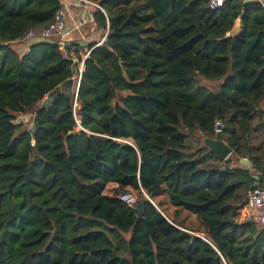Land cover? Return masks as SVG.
Instances as JSON below:
<instances>
[{"label":"trees","instance_id":"obj_1","mask_svg":"<svg viewBox=\"0 0 264 264\" xmlns=\"http://www.w3.org/2000/svg\"><path fill=\"white\" fill-rule=\"evenodd\" d=\"M93 1L106 34L82 58L38 35L61 0H0V264H264V225L240 215L264 168V4ZM216 121L224 160L202 143Z\"/></svg>","mask_w":264,"mask_h":264},{"label":"crops","instance_id":"obj_2","mask_svg":"<svg viewBox=\"0 0 264 264\" xmlns=\"http://www.w3.org/2000/svg\"><path fill=\"white\" fill-rule=\"evenodd\" d=\"M261 2L264 4V0H261ZM61 6L64 7L66 11V32L64 35V40L70 47H74V49L78 48L79 54H81L82 58H84L87 53L86 51L88 50V46L92 43L101 42L106 34V31L100 27H97L95 24L92 15L93 6L85 4L79 0H61ZM77 67L78 71H81L83 67L82 62H78ZM210 84L214 85V89H216L219 82H211ZM246 162L249 163L247 156L239 158V163L247 164ZM115 186L116 185L114 183L107 185V187L111 188H115ZM155 200L156 202L160 201L161 208L163 210L164 208L167 209L170 213L168 214L169 217L175 219L177 223H180L183 227H185L186 231H189L193 234H203L204 228L200 230L193 229L187 226L186 222H183L182 216H185L188 220H193L194 217H192V215H184L185 213L182 208H176L170 205L165 197L162 198L161 196H157Z\"/></svg>","mask_w":264,"mask_h":264},{"label":"built area","instance_id":"obj_3","mask_svg":"<svg viewBox=\"0 0 264 264\" xmlns=\"http://www.w3.org/2000/svg\"><path fill=\"white\" fill-rule=\"evenodd\" d=\"M79 1L104 11L103 8L95 1L92 0H79ZM222 1L223 0H210V8H215L216 6L221 5ZM65 19H66V11L64 7L61 6L55 13V17L52 23H50L47 27L43 28L38 33V35H40L41 37L56 38L58 41V47L60 49L61 54L66 57V56H73L74 47H70L69 45H67L64 40V35L66 32ZM35 35L36 33L34 31L28 30L24 35V39H31ZM79 75H80V71L78 73L77 79H79ZM262 120L264 124V113L262 114ZM221 129H222V124L219 121H216L215 132L216 133L221 132ZM118 198L120 199V201H122L128 206L135 205L136 203V196L132 194L130 191L120 193L118 195ZM242 210H246V215H244L243 218H249L260 225H264V168L260 173V175L255 176L253 187L247 192L246 204L240 211ZM202 238L205 239L203 236Z\"/></svg>","mask_w":264,"mask_h":264},{"label":"water","instance_id":"obj_4","mask_svg":"<svg viewBox=\"0 0 264 264\" xmlns=\"http://www.w3.org/2000/svg\"><path fill=\"white\" fill-rule=\"evenodd\" d=\"M239 29V20L236 21L234 27L232 30L228 33V35H234L237 33ZM89 50H87L88 53ZM81 72V71H80ZM78 86V85H77ZM58 91V90H56ZM52 96V93H49L45 96V98L42 100L43 104H47V102L50 100ZM33 127V125H31ZM203 145L213 152L216 156H218L220 159L224 160L231 154V148L227 145L226 142L223 141V137L221 132H217L214 137L209 138L205 137L202 139ZM248 157V155H247ZM247 163V162H246ZM248 165V163H247ZM135 209L139 215H141L142 210H143V204L141 202L135 204ZM199 237H202L201 235L195 234Z\"/></svg>","mask_w":264,"mask_h":264},{"label":"rangeland","instance_id":"obj_5","mask_svg":"<svg viewBox=\"0 0 264 264\" xmlns=\"http://www.w3.org/2000/svg\"><path fill=\"white\" fill-rule=\"evenodd\" d=\"M140 3H142V1H140ZM143 7H144L143 4H141V8H143ZM145 11H147L146 8L144 10H142L141 12H145ZM200 81H201V83L205 84L206 86L211 87L212 89L215 88L214 85L210 84L211 81H207V80H204V79H200ZM30 119H31L30 115H21V116L17 117L16 122H22L23 124H25V126H29L30 125V121H31ZM262 133H264V130L262 131ZM260 137H263V136L260 135ZM114 190H115L114 188L107 187L105 192L107 194H111V193L114 192ZM129 191L137 197V193L135 191H132V190H129ZM161 197L164 198L165 197L164 194L161 195ZM164 210L163 211H164V213L166 215L170 214L167 209L164 208ZM183 211L185 213L184 215H186V216L187 215H192V217H194L193 220H188L185 216L181 215L182 218H183V222H186L187 226H189L190 228H193V229H197V230H200V229L204 228V224L193 213H191V212H189V211H187L185 209H183ZM240 215H241V217L246 215V210L240 211ZM198 234L201 235V236H204V234H202V233H198Z\"/></svg>","mask_w":264,"mask_h":264}]
</instances>
